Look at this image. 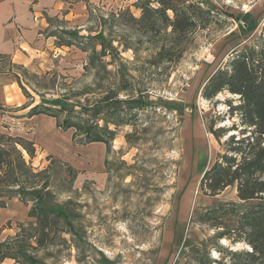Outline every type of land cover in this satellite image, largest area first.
Instances as JSON below:
<instances>
[{
  "label": "rangeland",
  "instance_id": "rangeland-1",
  "mask_svg": "<svg viewBox=\"0 0 264 264\" xmlns=\"http://www.w3.org/2000/svg\"><path fill=\"white\" fill-rule=\"evenodd\" d=\"M64 1L66 19L45 16L43 36L51 44L43 55L28 66L0 59V73L12 78V91L21 98L18 105L1 107L3 133L34 143L35 156L25 155L26 161L36 171L47 170L52 199L71 214L56 222L51 244L27 250L31 264H196V250L232 264L228 252L250 251L248 246L217 239L222 225L214 228L199 216L219 201L238 202L236 185L212 197L201 192L200 180L225 153L230 136H239L240 127L219 139L209 131L239 126L228 102L236 105L238 97L222 92L206 100L201 92L232 50L256 43L264 27V0H206L212 19L186 40L178 59L175 53L157 58L170 28L150 31L139 20L138 0ZM101 43L105 56H99ZM92 50L98 55L89 67ZM117 66L128 81L118 97L150 105L132 111L135 119L118 127L110 152L103 143H77L73 130L60 131L53 118L27 117L28 109H22L62 95L69 104L87 99L92 104L116 89ZM13 74L20 75L30 97ZM30 207L16 198L6 201L0 208V242L15 237L18 223L29 220ZM223 222L235 228L233 218Z\"/></svg>",
  "mask_w": 264,
  "mask_h": 264
},
{
  "label": "trees",
  "instance_id": "trees-1",
  "mask_svg": "<svg viewBox=\"0 0 264 264\" xmlns=\"http://www.w3.org/2000/svg\"><path fill=\"white\" fill-rule=\"evenodd\" d=\"M138 7L141 11L139 20H145L150 31L170 28L156 54L159 59H169L174 53L176 59L180 58L185 51L186 40L197 29L205 28L213 16L206 0H138ZM255 39V44L232 50L227 63L211 74L201 92L206 100L222 92L238 97L236 105H232L233 101L228 102L231 116L237 114L239 118V126L234 124L230 129L220 128L218 131L212 130L211 126L209 131L219 139L222 133L237 131L240 127L239 136H230L225 153L203 173L200 180L201 192L212 197L236 185L238 202L219 201L199 216V221L212 222L214 228L222 225L217 239L227 238L233 243L241 242L248 246L250 251L228 252L232 264H264V27ZM103 43L99 56L106 55ZM96 55L92 50L89 67H94ZM6 58L0 55V59ZM13 76L24 96L30 97L22 86L20 75ZM116 76V89L109 90L92 104H88V99L86 104H67L70 98L62 95L49 103H30L22 109H28L27 117L45 115L53 118L60 131L73 130L72 140L77 143H103L110 152L118 127L129 125L135 119L132 111L150 105L141 99L119 98L117 92L126 91L128 81L126 72L119 66ZM44 78L45 75L41 80ZM179 111L182 112V108ZM25 155L30 159L35 156L33 142L0 133V208H5L6 201L13 198L24 205L31 204L27 214L29 220L18 223V232L13 239L0 242V262L17 259L22 264H31L27 250H38L51 244V231L56 222L71 217L66 206L52 199L47 170L36 171L26 161ZM68 169L72 171L71 167ZM225 218H233L235 228H229L223 222ZM29 241L36 245L32 246ZM222 251L227 250L222 248ZM196 253V264L221 263L209 259L204 251L198 254L196 250Z\"/></svg>",
  "mask_w": 264,
  "mask_h": 264
},
{
  "label": "crops",
  "instance_id": "crops-1",
  "mask_svg": "<svg viewBox=\"0 0 264 264\" xmlns=\"http://www.w3.org/2000/svg\"><path fill=\"white\" fill-rule=\"evenodd\" d=\"M65 9L64 0H0V55L9 58L12 63L28 66L51 44L43 36L48 25L45 16L58 14L66 19ZM11 82V77L0 73V108L3 105H18L21 101L18 92L12 91ZM4 124V115L0 110V133L6 130Z\"/></svg>",
  "mask_w": 264,
  "mask_h": 264
}]
</instances>
